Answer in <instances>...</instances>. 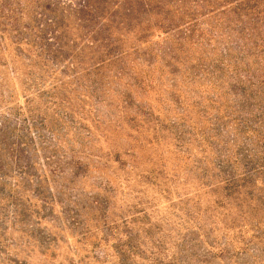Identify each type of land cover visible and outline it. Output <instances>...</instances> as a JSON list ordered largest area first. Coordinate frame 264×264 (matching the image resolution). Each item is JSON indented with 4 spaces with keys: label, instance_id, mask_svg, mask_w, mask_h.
<instances>
[{
    "label": "rangeland",
    "instance_id": "obj_1",
    "mask_svg": "<svg viewBox=\"0 0 264 264\" xmlns=\"http://www.w3.org/2000/svg\"><path fill=\"white\" fill-rule=\"evenodd\" d=\"M161 2L118 0L123 55L92 74L88 48L58 63L87 46L81 0H0V264H118L125 230L135 264H264V225L247 227L264 217V0ZM253 166L241 221L216 177Z\"/></svg>",
    "mask_w": 264,
    "mask_h": 264
},
{
    "label": "trees",
    "instance_id": "obj_2",
    "mask_svg": "<svg viewBox=\"0 0 264 264\" xmlns=\"http://www.w3.org/2000/svg\"><path fill=\"white\" fill-rule=\"evenodd\" d=\"M145 4V6L149 7L150 5H161L165 7L166 3L161 2V0H142ZM182 7L183 0H178ZM197 1H193L194 4H196ZM111 4V7L107 9H103L104 12L99 13V15L95 16V13L99 11V8H101L99 5L107 6ZM167 7H171L170 3H167ZM143 6V5H142ZM75 8H77V11L79 12V18L76 19L79 25L77 26L78 29L81 31H84V35L79 37L81 41L85 43V45H89L90 47H80L76 49L71 55H68L65 58H62V60L58 61L60 63L61 61L66 60L67 58V65H71V63L75 62V52L83 51L84 48H88L91 51L92 57L93 55H98L99 58L95 59L93 62L91 61V65H87L86 69L90 71V73L93 74V72H98L104 65L113 64L116 62V59L121 57L123 54L119 53L116 55V53H112L114 51V47L116 46V36H117V25L122 26L124 28L123 22L124 20H120L117 23V19L115 18V14L117 13L118 7V0H115L114 2L110 0H81V3H79ZM172 8V7H171ZM102 9V8H101ZM114 9L115 12L113 11ZM149 12V11H147ZM193 14V13H192ZM194 20L190 19V25L192 24ZM170 25V24H169ZM168 25V26H169ZM147 31V30H146ZM190 33V32H189ZM52 36L54 33H50ZM124 34H127V32H124ZM189 38L191 36L189 35ZM111 39V40H109ZM49 41H53V37H49ZM55 43V42H54ZM66 45L62 43H55L53 46V50L49 54L50 62H54L58 60L56 55H60L59 51H61ZM39 51H43V46H39L37 48ZM72 60V61H70ZM70 61V62H69ZM81 61H77L76 63H80ZM81 64V63H80ZM58 64H55V67H57ZM66 68V67H65ZM115 74V71H114ZM92 92H95V89L92 90ZM12 154L11 161L13 164H15L16 167V175H20V179L28 178L30 175L26 172V163L21 162V159L19 156L15 153ZM225 157V155H224ZM224 167H227V161H222ZM48 163H46L47 165ZM223 165H220L218 169H222ZM257 167H250L248 169L247 167L244 169L248 170H242V172L235 174L233 172H230V170H218L219 175L216 177L215 185L221 187L220 196L215 202L216 208L220 211H224L225 207H231L236 210L237 212V218H239L241 221L249 216L251 214H245L241 210V207L248 206L250 204V207H253V204L251 205L253 200V194H251L249 191L254 186L255 180H257L255 177ZM240 169H242L240 167ZM18 175V177H19ZM255 179V180H254ZM254 180V181H253ZM35 186H39L40 181L37 177L35 179ZM16 182L14 186L17 184ZM21 183V181H20ZM261 188L260 191L264 190V181H260ZM206 186V184H204ZM211 185V184H210ZM208 185L207 187H209ZM58 194H63V191L55 190ZM219 201V202H217ZM230 202H233V205H230ZM257 205L261 207V210L259 211L260 214H264V204L258 203L257 200H255ZM78 213L72 212L69 217V221L66 222V224H70L71 226L78 225L77 222H75L74 218L78 217ZM244 221V220H243ZM264 225V217L262 219H257L254 216L251 217L250 222L248 223V226L250 230L253 231V233L258 234V231L260 230V227ZM145 226V225H144ZM243 224H240L239 222L233 223L232 228L238 231L240 233L243 229ZM264 227V226H262ZM109 228H105V231H108ZM104 232V231H103ZM103 232V240L102 243L104 245L108 244L109 236L105 235ZM123 239H125L124 243L121 246L115 247V253L116 259H120L118 264H135L133 262H130L132 259H135L136 256L142 257L143 251L141 250V246H143L144 243L138 242L137 240H133L131 236V232L128 230H125L123 233H121ZM82 236H86L85 233H83ZM261 241L264 243V238L261 239ZM155 244L153 243V247ZM145 246V244H144ZM159 251V247H157ZM144 259V258H142ZM202 258H197V262H194V264H206V261H201ZM96 262H98L96 260ZM186 262L184 261L183 264ZM151 264H157L156 261H152Z\"/></svg>",
    "mask_w": 264,
    "mask_h": 264
}]
</instances>
